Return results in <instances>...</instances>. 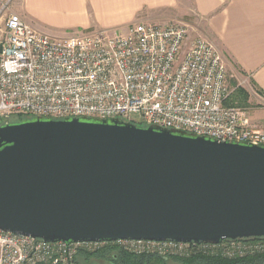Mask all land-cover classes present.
<instances>
[{
	"label": "water",
	"instance_id": "water-1",
	"mask_svg": "<svg viewBox=\"0 0 264 264\" xmlns=\"http://www.w3.org/2000/svg\"><path fill=\"white\" fill-rule=\"evenodd\" d=\"M0 231L46 242L264 238V147L121 119L0 126Z\"/></svg>",
	"mask_w": 264,
	"mask_h": 264
},
{
	"label": "built area",
	"instance_id": "built-area-1",
	"mask_svg": "<svg viewBox=\"0 0 264 264\" xmlns=\"http://www.w3.org/2000/svg\"><path fill=\"white\" fill-rule=\"evenodd\" d=\"M4 36L0 42L2 119L117 118L219 142L264 147V125L253 126L248 108L226 106L234 89L218 47L203 36L189 40L183 22H135L116 32L58 37L10 14ZM255 96L264 109V98ZM105 248L138 257L233 260L264 255V238L67 244L0 231V264H79L81 254Z\"/></svg>",
	"mask_w": 264,
	"mask_h": 264
},
{
	"label": "crops",
	"instance_id": "crops-1",
	"mask_svg": "<svg viewBox=\"0 0 264 264\" xmlns=\"http://www.w3.org/2000/svg\"><path fill=\"white\" fill-rule=\"evenodd\" d=\"M15 1L17 4L12 11L33 28L54 36L68 37L84 35V30H125L137 21L150 24L154 21L151 13L175 9L180 1L185 0ZM192 2L196 14L206 21L207 38L221 50L233 73L252 86L254 96L258 92L264 93V0ZM251 121L258 128L253 116ZM80 256L79 264L93 259Z\"/></svg>",
	"mask_w": 264,
	"mask_h": 264
},
{
	"label": "rangeland",
	"instance_id": "rangeland-1",
	"mask_svg": "<svg viewBox=\"0 0 264 264\" xmlns=\"http://www.w3.org/2000/svg\"><path fill=\"white\" fill-rule=\"evenodd\" d=\"M16 4L17 3L15 0L12 1V3L10 0H0V42H2L5 38V36H4L5 23H6V20L10 14H15L12 11V7L16 6ZM151 15H152V18L154 21H151L150 24L166 25V24H170L173 22H183L186 25H188L189 33H190L189 40H192L193 38H195L197 36H203V37L207 38L206 34L208 33V31H207L206 21L199 18V16L196 14L192 0L180 1V4L175 9H166L163 11L158 10V11H155L154 13H151ZM137 22H139V21H137ZM98 31H100V30H98ZM84 32L90 33V32H96V31L84 30ZM219 51L221 52L220 49H219ZM221 54H222V52H221ZM224 61H225L226 66H227V76H228L229 85H230L231 81L235 80L239 86L245 88L248 92L250 91L249 93H251V94H250L249 105H248V107H245V108H248L251 120H252V116H253V121L255 122V125L258 128H261L264 125V118H263L264 117V109H263L262 105L260 104L261 102H259V98L254 96V92L252 91V86L250 84H248V82H246V80H244L237 73H233L232 68L227 65V62L225 59H224ZM257 95H259V94L257 93ZM260 97L264 98V96H261V95H260ZM254 116L256 117V119H254ZM16 119H17L16 116H11V117L6 118V119L0 118V125L2 123H5V122L8 123L11 121H15ZM138 126L139 127H145L142 125H138ZM108 255L103 256V257H105V259L115 261L113 259V254L109 255V256ZM91 260L88 261V263H84V264H90V263L95 264L96 263V261L94 259H91ZM181 260H183V259H181ZM162 261L164 262V264H195L194 262L180 261V260H177L176 258H171V259H167V260L162 258ZM109 263L110 262H105V263L100 262V264H109Z\"/></svg>",
	"mask_w": 264,
	"mask_h": 264
},
{
	"label": "trees",
	"instance_id": "trees-1",
	"mask_svg": "<svg viewBox=\"0 0 264 264\" xmlns=\"http://www.w3.org/2000/svg\"><path fill=\"white\" fill-rule=\"evenodd\" d=\"M232 87L234 89L233 94L230 99L226 102V106L228 107H239L245 108L249 105L250 93L243 87L239 86L235 81L232 82ZM259 95L264 96V93L258 92ZM17 119L15 121H11L8 123H20L22 121L32 119L31 116H16ZM7 123H2L0 126L5 125ZM115 252L110 249H105L98 251L96 253L90 255H81L86 258H98L106 255H112ZM116 254V253H115ZM108 255V256H109ZM80 256V257H81ZM185 262H194L195 264H264V255H255L242 259H220V258H206V257H197L190 259H177ZM118 264H164L161 258L156 257H147V256H133L129 254L123 255L122 258L118 260Z\"/></svg>",
	"mask_w": 264,
	"mask_h": 264
},
{
	"label": "flooded vegetation",
	"instance_id": "flooded-vegetation-1",
	"mask_svg": "<svg viewBox=\"0 0 264 264\" xmlns=\"http://www.w3.org/2000/svg\"><path fill=\"white\" fill-rule=\"evenodd\" d=\"M105 249H110V250H113L112 248H105ZM105 249H102V250H105ZM115 253L113 254V259L115 260V261H112V260H109V259H105V257H98V258H93L95 261H96V263L97 264H100V262H103V263H105V262H110L109 264H118V260L120 259V258H122L123 257V255H125L126 253H124L123 251H121V250H113ZM167 259H170V258H166L165 260H167ZM94 261V262H95ZM95 263V264H96ZM91 264V263H90Z\"/></svg>",
	"mask_w": 264,
	"mask_h": 264
}]
</instances>
